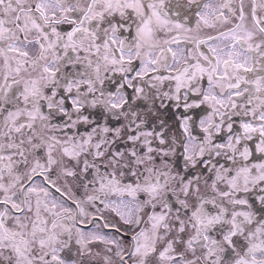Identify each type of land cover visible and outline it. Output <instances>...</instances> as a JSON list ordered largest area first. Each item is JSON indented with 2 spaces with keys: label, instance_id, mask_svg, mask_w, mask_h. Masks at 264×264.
<instances>
[{
  "label": "snow or ice",
  "instance_id": "1",
  "mask_svg": "<svg viewBox=\"0 0 264 264\" xmlns=\"http://www.w3.org/2000/svg\"><path fill=\"white\" fill-rule=\"evenodd\" d=\"M0 264H264V0H0Z\"/></svg>",
  "mask_w": 264,
  "mask_h": 264
}]
</instances>
